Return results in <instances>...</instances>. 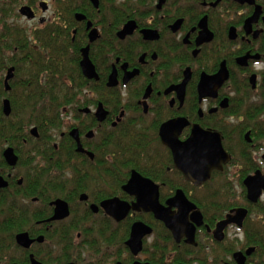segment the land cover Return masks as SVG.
<instances>
[{
	"label": "flooded vegetation",
	"instance_id": "flooded-vegetation-1",
	"mask_svg": "<svg viewBox=\"0 0 264 264\" xmlns=\"http://www.w3.org/2000/svg\"><path fill=\"white\" fill-rule=\"evenodd\" d=\"M55 1H38L47 17L14 8L36 20L28 27L0 14V264H264V188L251 200L244 183L264 177V0ZM29 49L64 57L30 94L18 72ZM85 53L96 75L84 73ZM24 96L44 97L32 106L58 126L21 122ZM181 118L177 140L198 125L229 155L199 185L159 134Z\"/></svg>",
	"mask_w": 264,
	"mask_h": 264
},
{
	"label": "water",
	"instance_id": "water-1",
	"mask_svg": "<svg viewBox=\"0 0 264 264\" xmlns=\"http://www.w3.org/2000/svg\"><path fill=\"white\" fill-rule=\"evenodd\" d=\"M43 9H45V4L41 3ZM20 14L26 16L27 18H32L34 16L32 9L27 6H21L19 9ZM258 14V11L255 12V14L252 16V18L249 20H254ZM84 73L87 76H93V66L89 62L86 53L84 54V59L81 62ZM12 75V68L8 70V75L6 77V81L8 78H10ZM225 73L222 72L217 74L216 76H204L202 79V82L200 84V88H208L211 87L214 84H217L218 80H220ZM226 77V76H225ZM224 77V78H225ZM113 79V78H112ZM186 82V78L183 81L182 85ZM3 112L7 116L10 113V106L7 99L4 100L3 105ZM180 121V122H179ZM186 124L185 121L182 120H170L165 123H163L160 127L159 134L164 142L168 147H170L173 158H174V165L179 170H181L185 176L186 179L194 181L195 184L199 185L203 181L209 178L210 172L213 169H221V165L228 161L229 155L223 150V147L221 145V139L218 133L211 132L209 130H203L198 125H194L190 136L185 141H179L177 140L178 134L180 133V130L183 128V126ZM172 132H175L174 135H171ZM78 151H83L81 146L78 145ZM10 153L11 151L8 150ZM89 155L92 157V154L89 153ZM10 164L15 163V158L11 161H9ZM140 177L138 174H133L129 184H136V181H140ZM146 181V180H142ZM244 183L247 186L248 189V197L251 200H255L257 197L260 188L263 186L264 188V177L259 175V172H256L254 177H247L244 181ZM6 183L2 182L0 178V187L5 186ZM84 195H82L83 197ZM174 200H177L180 204L181 210L184 214H186L191 208L192 205L189 203V201L184 197L182 192H178L176 195V198ZM106 202V201H105ZM57 208L56 211L60 210V212L63 211V209L66 210V205L62 201H56ZM112 201L108 200L107 204L108 207H111ZM121 209V208H120ZM240 210L236 211L237 213ZM61 213L59 216H55L54 218L61 217ZM164 221L166 225L172 229V231L177 226V222L167 214H163ZM230 215L227 216V218L221 222V226H225L231 220L229 219ZM16 241L17 243L28 246V240L26 237V234H17L16 235Z\"/></svg>",
	"mask_w": 264,
	"mask_h": 264
},
{
	"label": "trees",
	"instance_id": "trees-1",
	"mask_svg": "<svg viewBox=\"0 0 264 264\" xmlns=\"http://www.w3.org/2000/svg\"><path fill=\"white\" fill-rule=\"evenodd\" d=\"M30 1V0H29ZM24 3V0H0V14L9 17L13 13V9L16 6H19ZM60 1L56 0L54 2L55 7L60 6ZM14 41V39H12ZM22 44V42H20ZM24 57V61L20 62V69L19 74L24 76V78L31 81L30 85L27 87H22L23 89H28V94L32 92V90H40L47 88V82L45 84H40V79L44 78V75L46 74L47 69H49L51 64H55V62H61V58H64L61 55H56V60H54L55 56H53L51 59H46L44 56L40 54H35L29 50H27ZM66 61V59H65ZM35 86V87H34ZM22 99L25 100L27 107L23 111L20 101L14 102L15 107H18V113L19 114V120L21 122H27L33 123L39 126H42L44 122H48L49 124H53V126H58L59 120L54 117L53 113H50V110H47L42 106V104L36 103L34 106H32V101L35 99H44V97H36V96H24ZM18 103V104H17ZM31 108V109H30ZM17 112V110H16ZM53 167L60 169L61 163L57 162L53 164ZM3 203L6 201L1 200Z\"/></svg>",
	"mask_w": 264,
	"mask_h": 264
},
{
	"label": "rangeland",
	"instance_id": "rangeland-1",
	"mask_svg": "<svg viewBox=\"0 0 264 264\" xmlns=\"http://www.w3.org/2000/svg\"><path fill=\"white\" fill-rule=\"evenodd\" d=\"M38 1H41V0H24V3L23 4H33L35 6H37V12H38V15L39 16H42V17H47L49 15V12H42L40 7L37 5L38 4ZM47 2V5H49L50 7V0H44ZM54 4V3H53ZM17 8L18 6L15 7V12L17 11ZM48 11V10H47ZM6 19V17H5ZM8 21H13L16 25L18 26H22V27H28L30 24H32L33 22H35L36 20L34 21H28L26 18L24 17H19V16H16V15H12L10 18H8Z\"/></svg>",
	"mask_w": 264,
	"mask_h": 264
}]
</instances>
